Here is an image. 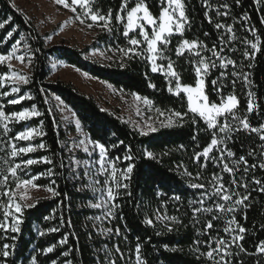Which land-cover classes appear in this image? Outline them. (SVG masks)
Returning <instances> with one entry per match:
<instances>
[{
    "label": "trees",
    "instance_id": "trees-1",
    "mask_svg": "<svg viewBox=\"0 0 264 264\" xmlns=\"http://www.w3.org/2000/svg\"><path fill=\"white\" fill-rule=\"evenodd\" d=\"M122 0H92L91 7L99 9L101 13L107 14L111 9L113 17L119 11ZM153 15H158L159 0H145ZM186 6L188 25L185 26L184 39L189 41L198 39L208 48L213 44L217 50L223 45L220 39L226 41L222 55L236 61V66L229 65L227 69L217 67L210 71L205 78L206 92L211 101L219 103L220 99L213 91L211 81L217 79L221 71L228 75L223 82L226 87L223 89L225 97L228 93H234L239 100L238 108L235 110L239 116H247L249 128H243L231 121L234 131L230 133L231 138L226 144L219 147H227L233 151L234 156H226L223 163L233 167L232 161L244 156L247 164L241 162L235 169V179L244 187L230 185L233 176L222 172V164L217 166L211 160L205 161L200 157L195 159V153L202 152L212 138L211 133L218 129L207 130L205 121L197 117V124H192L189 117H185L183 124H174L171 127H157L155 132L141 134L128 122L115 114L102 109L99 104L90 96L80 92L71 83L62 80H51L50 60L52 58L62 60L65 63L87 72L88 74L108 82L113 87L127 93H135L141 97H147L153 101L155 108L161 110L173 109L175 111H187L186 96L181 92L180 96L167 91L168 79L161 72L153 73L150 62L145 58L135 57L132 59H121V53L114 51L117 46L128 47L127 40L123 37V24L113 20L114 31L109 33L97 30L93 41L83 48L70 45L62 40L58 43L47 45L44 35L39 32L35 23L12 0H0V23L8 21L4 28H0V54H7L12 45L19 41L24 45V50L30 61V72L26 79L27 84H19L20 92L12 93V84L5 82L0 86V93L8 92V96H0V104H3L6 113L22 111L24 108L31 109L34 104L42 114L33 116L27 121L10 122L11 132L5 136L2 125H0V180L3 179L4 169L10 163H20L26 159L40 160L42 157H49L53 164L44 162L28 166L23 171L18 170V175L28 179L32 175H38L48 168L53 169L51 177H40L34 183L41 186H52L58 196L40 197L35 200V206L24 208L22 215L19 213L22 223L20 231L12 233L10 230L5 234L0 229V247L4 243L14 245L9 249L12 253L6 259L7 264H31L35 257L37 264H137L136 245L141 246V257L146 264H213L207 256L201 253L215 248L217 236L228 241L231 251L230 256H225L229 264H264V253L258 251L261 242H264V192L260 191V185L254 183L255 179L261 180L264 185V169L259 164L264 163V0H183ZM224 4L228 8L223 7ZM15 5V7H13ZM211 5V7H209ZM133 6V0L129 2V8ZM217 11L220 15H217ZM227 11L228 15H223ZM208 13L206 16L205 13ZM248 19H243L244 16ZM211 19V23L209 22ZM103 23V22H101ZM222 23L230 25L233 32L226 29H216L215 24ZM254 29L255 31H251ZM12 32V36L7 35ZM205 33L208 35L206 36ZM138 34L130 33L129 35ZM235 35V40L229 37ZM260 37L259 50L251 49L250 43L255 42V37ZM142 39V37H138ZM181 39L179 34L172 37L168 45L172 51L167 55L175 62L177 70L181 73L183 83L194 84V72L189 59H196L195 52H185L184 56L177 57L175 47ZM141 48H146L142 44ZM104 48L111 54V60L106 62L95 61L87 57L89 50ZM199 51V49H197ZM254 53V58L243 55L244 51ZM201 55L211 56L210 52L203 51ZM123 63V67H121ZM251 63V67L248 64ZM249 73L251 85H246L243 80H236L235 88L232 87L231 76L233 71ZM18 71L6 65H0V75ZM149 83L155 84V88L149 87ZM253 93L254 108L247 112L249 97L247 93ZM29 95L31 99L21 100L20 103L11 105L9 99H17L19 96ZM53 95L59 97L75 113L80 121L83 130L92 141L105 145L107 150L106 159L115 162L119 171H123L131 163L133 172L128 179L117 177L119 182L127 184V188H116L111 178L110 171L106 176L109 179V186L118 193L116 199L111 203L118 205L114 217H98L100 210L91 207L95 201L93 190L88 187L89 182L82 175L76 176L73 170V153L68 150L67 130L59 119L53 103ZM47 101V102H46ZM192 114H190L191 116ZM221 123L223 120L221 118ZM27 127L37 128L43 135H36L31 141H14L17 132ZM259 129V131H252ZM197 139L193 140L192 137ZM223 136V133L219 134ZM18 147L38 146L40 143L45 148L33 153L23 154L18 157H10L7 153L11 150V144ZM183 145V147H181ZM152 152L153 157L147 156ZM249 153H253L249 155ZM215 147L210 156H219ZM130 156L131 160L124 159ZM119 157L117 160L116 158ZM63 163V167H61ZM206 164L207 167H201ZM256 167L252 168L251 165ZM248 172L244 173V168ZM191 173V175H187ZM200 173L197 176V173ZM219 174L223 177V183L238 192L240 196L247 195L248 200L243 205L236 206L232 213L221 214V220H214L212 229H206L205 223L217 214L214 208L215 203H226L231 207V202H222L212 197L205 200L203 207H213V213H197L193 217L192 208L201 207L199 203L189 206V200L198 201L202 193H211L213 186L210 183L212 176ZM8 175L6 185H0V193L15 189V178ZM52 181H55L52 184ZM101 182V181H100ZM102 183V182H101ZM192 183L204 184L205 188H191ZM159 193V195H158ZM180 196V200H175ZM239 197H233V200ZM8 197L0 194V205L6 204ZM33 204V203H32ZM176 216L179 223L170 220H157L156 214ZM49 217V219H45ZM235 218L236 223L228 225L225 221ZM151 219L153 224L144 223L145 219ZM0 220H3V207L0 206ZM7 223L9 228L12 223L10 216ZM165 225L172 228L169 231ZM245 229L239 233V228ZM224 227H231L234 231L225 233ZM57 228L58 231H49ZM111 228V233L104 230ZM119 228V234L116 229ZM44 233L41 235V233ZM159 233V234H158ZM240 235L243 238L238 240L241 248L231 243L232 236ZM14 236L15 239H11ZM66 239V243L60 244ZM56 245L53 252L44 254L42 249ZM120 251L117 252L116 249ZM175 249V251H173ZM67 253V256L64 255ZM219 259V256L216 257Z\"/></svg>",
    "mask_w": 264,
    "mask_h": 264
},
{
    "label": "snow or ice",
    "instance_id": "snow-or-ice-1",
    "mask_svg": "<svg viewBox=\"0 0 264 264\" xmlns=\"http://www.w3.org/2000/svg\"><path fill=\"white\" fill-rule=\"evenodd\" d=\"M129 2L130 0H122L119 11L116 12L115 16L113 17L112 10L109 9L107 14L101 13L99 9H93L91 7L92 0H71V4H69L68 0H56L57 4L63 5L65 8L70 7L71 5H80L81 7L87 8L88 10L84 13L85 16H90V19L92 21V24H89L88 27H92L93 24L99 26L102 31H107L109 33L114 31L113 27V20L115 22L123 24V37L127 40L128 47L121 48L117 46L114 51L121 53V59L124 58L132 59L135 57H141L142 59H147L151 63V71L153 73H156L159 71H164L166 78H168V87L167 91L169 93H173L176 96H180L181 92L186 93V107L187 111H175L173 109H167V110H161L160 108L155 109L156 118L153 123L147 124L146 130L144 128H141V134H147V132H155L158 130L156 126H153L156 122H158V127H171L174 124H183L185 122V117H189L190 122L192 124H197V117L203 119L205 123L207 124V130L211 129H218L217 131H213L211 133V140L210 143L203 148L202 152L195 153V159L199 161L200 157H203L205 161L211 160L213 164H216L217 166H220L222 164V172H226L233 176V179L230 181V185H235L237 187H244L245 190H247L248 185L243 184L241 185L237 179H235V169L236 167H239L241 162L244 164H247V161L245 160L244 156H240L238 160H233L232 164L233 167H230L228 163H223L225 159V153L226 156L231 158L234 156L233 151L228 149L227 147L221 148L219 145L226 144V141L231 138L230 133L234 131L232 123L229 122V117L231 118L232 122H235L237 125H242L243 128H249L247 116H239L236 114V109L238 108L239 100L237 99V96L234 93H228L225 97L223 93V89L226 87L223 80L228 75L226 72L221 71L220 75L217 77V79H214L211 81V84L213 86V91L216 93V95L219 97L220 102L216 103L210 100L209 95L206 92V83L205 78L210 74V71L212 69H215L217 67H220L222 69H227L229 65L236 66V61L229 59L227 56L222 55L224 52V47L227 46L226 41L221 38L220 44L223 45V47H220L219 50H217V45L213 44L211 48H208L207 45H205L203 42L198 41V39H193L189 41L188 39L183 38V34L185 31V26L188 25V17L186 15V6L183 0H159V12L158 15H153V13L150 11L148 4L145 2V0H133V6L129 8ZM260 0H257V3H259ZM236 3H240V0H236ZM15 7V5H13ZM211 7V5H209ZM223 7L225 9L228 8L227 4H224ZM72 11L76 12V8L72 7ZM205 15L207 16L208 13L206 12ZM217 15H220V12L217 11ZM223 15H228V12L225 11ZM243 19H248V17L245 15ZM102 21L103 23H99ZM83 22V21H82ZM211 23V19L209 21ZM8 21L5 20L3 23H0V28H4L5 24H7ZM262 23H264V18H262ZM149 26H151L149 30ZM216 29H226L227 32L232 33L233 28L230 25H225L222 23H216L215 24ZM138 29V34L129 35L130 33H136V30ZM251 31H255L252 29ZM12 32H8L7 35L9 37L12 36ZM175 34H179L181 39L177 41L176 47H175V54L177 57L184 56L185 52H195L196 59H189V63L193 66L192 71L194 72V84L189 83H183L181 80V73L177 70L175 62L168 56L166 53L172 51L168 47V45L171 43L172 37ZM207 36L208 34L205 33ZM142 37V39L138 38ZM230 40H235V35L229 37ZM245 43L251 44V49L258 51V45L260 43V37H255V42L251 41H243ZM19 41H17L15 44L12 45V49L10 52H7L6 55L0 54V64L4 63L5 61L11 60L14 56H16L17 47L19 45ZM142 44H146V48H141L140 46ZM199 49V51L197 50ZM207 51L211 53V56H204L201 55V52ZM243 55L248 58H254V53L250 55L249 51L245 50ZM19 60H23L24 57L18 56L16 57ZM167 61L166 64V70L165 65L158 64L157 60ZM123 63H121V67H123ZM251 63L248 64V67H251ZM11 67V65H9ZM240 71H233L231 73V76L235 79L232 80V87L235 88L236 80H243L246 85H251V81L249 80V73H246L243 71V66H240ZM7 79V76H0V86L3 85V81ZM12 93H18L20 92L19 84H27L29 83V79H26L24 75H20L13 79L12 81ZM173 82H174V88H173ZM110 86V85H109ZM111 87V86H110ZM149 87L155 88V84L149 83ZM8 92L0 93V96H8ZM136 96V99L139 100L141 97L138 94H134ZM247 96L249 97L248 103H247V112H252L254 108V101L252 99L253 93L249 91L247 93ZM32 97L25 94L23 96H19L17 99H9L7 101L8 104L15 105L20 103L21 100L24 99H31ZM59 100V97L56 98ZM143 103L147 105L149 108L153 107V101L147 97H143ZM47 102V101H46ZM190 114H192L190 116ZM42 115L36 108V106L33 104L31 109L24 108L22 111H12L10 113H6L4 110L3 104H0V125H2L3 128V134L7 136L9 132H11V128L9 127L10 122H19V121H27L33 116H40ZM160 117H164L163 120L160 119ZM221 118L223 120V123H221ZM152 117H148V120H152ZM77 130L80 129V123L79 121L76 122ZM139 127V125H137ZM264 127V126H262ZM252 131H259V129H252ZM223 133V136H220L219 134ZM34 135H43V132L38 130L37 128L33 127H27L25 130L19 131L16 133L14 137H11L14 141H31L33 139ZM85 139L79 140L78 143L74 142V147H83V151L85 153H88L91 155V152H89V144H92L94 146V149L96 147L99 148V169L98 172L100 173H106L110 171L111 178L113 179L116 188H127V184H123L119 182L117 177H123L124 179H128L130 174L133 172V165L131 163L128 164L127 168L123 170L122 172L119 171L115 165V162L112 160L106 159L107 156V150L105 148V145L100 144L96 141H91L88 139L87 133H83ZM193 140H196L197 137L194 135L192 137ZM261 139H264V136L261 137ZM37 147L40 149H43L46 147L44 143H40L38 146H32L29 144L28 146H22L18 147L15 143L11 144V150L9 153H7L10 157H18L22 156L23 154L27 153H33L37 150ZM183 147V145H181ZM215 147L216 151L220 153V155L217 156H210V152H212L213 148ZM71 151V150H70ZM147 156L153 157L152 152H147ZM253 153H249V155H252ZM117 160L119 157L116 158ZM124 159L131 160L130 156H125ZM47 163V164H53V160L49 157L45 156L40 158V160L37 159H26L22 160L20 163H10L8 160H5V164H9L8 167L4 169V175L3 179L0 180V185H6L8 181V175L11 174L13 178H15V189L21 190L23 189L26 191L29 187L31 188H45V190L49 193H51L52 196H58L59 192L55 190L52 186H41L34 181L38 180L40 177H51L53 173L52 168H48L46 171L39 173L38 175H32L31 178L25 179L21 176H19L18 170L23 171L28 166L36 165L38 163ZM79 163V162H77ZM85 164L88 163L87 160L84 161ZM63 167V163L60 165ZM201 167H207L206 164H202ZM250 167L255 168L256 165L253 164ZM259 167L261 169H264V163L259 164ZM248 172V167L244 168V173L246 174ZM187 175H191V173H187ZM85 175H89L88 172H85ZM200 173H197V176H199ZM254 183L256 185H260V191L264 192V185L261 184V180L255 179L253 177ZM55 181H52V184H54ZM95 183H98L95 182ZM94 184L88 185V187H91L94 192L100 193L101 203H94L91 205L93 208H101L104 207L106 209V216L107 217H114L115 212L118 209V205L111 203L114 201L118 195V193L115 192L114 188L111 186H107L109 183L108 177L105 178L103 182V186L100 188L95 187ZM210 183L213 186V191L209 194L207 192L202 193L198 201L189 200V206L191 207L195 203H199L201 207H194L192 208V214L193 217H196L197 213H213L214 209L213 207H203L205 200H210L212 197L217 198L219 201L222 202H231L232 206L227 207L226 203H215L214 208L217 210V214L212 216L211 220H207L205 223L206 229H212L214 227L213 221L214 220H221L223 216L221 214H227L232 213L235 211L236 206L243 205L246 200H248V196H240V194L236 191H234L231 187L226 186L223 183V177L219 174H214L212 176V179ZM191 188L197 189V188H205L204 184H197L192 183L190 185ZM106 191L107 195L104 196V192ZM4 196L8 197V201L6 204L0 205L3 207V220H0V229H3L5 234L10 230L12 233H17L20 231L19 225L22 223V220L20 216H17L16 213H20L22 215L24 208H31L35 206V201L33 204H21L19 202L15 201V197L17 195L16 192L12 190L3 191L0 193ZM159 195V193H158ZM233 197H239L235 200H233ZM19 199L21 201L25 200V195L23 192L20 194ZM175 200H180V196H175ZM14 208V212L11 211V209ZM12 217V223L9 228V224L7 223L9 217ZM45 219H49V217H45ZM95 219L99 220L100 217H95ZM157 220H170L175 223H179L178 218L176 216H167V215H160L159 210L156 214ZM144 223L146 224H153V221L151 219L146 218ZM226 224L231 225L236 223L235 218L233 217L230 220L225 221ZM165 227L168 228L169 231H172V228L168 225H165ZM239 228V233H244L245 229L243 227ZM49 231L55 232L58 231L57 228H51ZM106 233H111L113 229L108 228L104 230ZM223 231L225 233L231 234L234 229L231 227H224ZM120 229H116V233L119 234ZM44 233L42 232L41 235ZM159 234V233H158ZM243 237L240 235L232 236L231 243L236 244L238 248H241V251H243L241 245H239L238 240L242 239ZM11 239H15L14 236L11 237ZM66 243V239L61 240L60 244ZM215 248H211V244H209V251L206 253H201L202 256H207L210 260H212L213 264H229L228 261L225 260V256H230L231 251L228 247V241H226L224 238L217 236L215 239ZM14 245H10L8 243H4L2 247H0V264H7L6 259L9 257L12 253L9 249L13 248ZM56 245H51L47 248L42 249V252L44 254L53 252ZM117 252L120 251L119 248L116 249ZM136 260L137 264H146V262L142 259L140 251L141 246L139 243L136 245ZM175 251V249H173ZM258 251L261 253H264V242H261V246L258 248ZM65 256H67V253H64ZM219 256V259H216V257ZM31 264H37V260L35 257L32 258ZM51 264H56V261L53 260ZM65 264H71V261H66Z\"/></svg>",
    "mask_w": 264,
    "mask_h": 264
},
{
    "label": "rangeland",
    "instance_id": "rangeland-1",
    "mask_svg": "<svg viewBox=\"0 0 264 264\" xmlns=\"http://www.w3.org/2000/svg\"><path fill=\"white\" fill-rule=\"evenodd\" d=\"M12 1L30 19L33 20L39 32L44 35V39L47 45L58 43L59 41L64 40L70 45L83 48L85 45L93 41L97 34V30L100 28L95 24H93L92 27H88L89 24H92L90 16L84 15V13L88 9L81 7L80 5H71L70 7L65 8L63 5L57 4L56 0ZM68 2L69 4H71V0H68ZM72 7L76 8V12L72 11ZM101 22L102 21H100L99 23ZM150 28L151 26H149V30ZM22 50H24V45L19 44L17 47L16 56H14L11 60L5 61L4 63L0 64L6 65L8 67L9 65H11L10 68L18 69V71H11L9 73L0 75L7 76V79H5L3 83L8 82L12 84L11 81L13 79L20 75H24L26 78L27 74L30 72V61L28 60V55ZM86 55L87 57L99 62H106L108 60H111L112 58L109 51L104 48L91 49ZM18 56H22L24 57V59L19 60L16 58ZM157 63L165 65L166 70L167 61L158 59ZM50 68L51 71L49 78L51 80L59 79L71 83L80 92L92 97L102 109L109 111L120 117L124 121L128 122L140 133L141 128H144L146 130L147 124L153 123V121H155L156 108L154 106L152 108H149L147 105H145L143 103V97L140 96L141 99L137 100L136 96L134 95L135 93H127L120 89H117L108 82L98 79L97 77H94L87 72L74 67L73 65L65 63L62 60L52 58L50 60ZM157 72H161L165 75L164 71L158 70ZM184 94L185 96H187L186 93ZM56 98L57 96L53 95V103L58 113L59 119L63 124V127L73 128L72 130H67L68 150H71L70 152L74 154L72 159L73 170H75L76 176L82 175V178H86V180L89 182V185L94 184L98 181V183H95V187L100 188L101 186H103V182L107 177L106 174L108 173L98 172V169L100 167L99 148L96 147L94 149V146L92 144H89V152H91V155H89L88 153H85L83 151V147H74V142L78 143L79 140L85 139L83 135L85 131L83 130L80 121L76 117L75 113L70 109V107L67 106L61 99L57 100ZM148 117H152L153 119L148 120ZM160 119L163 120L164 117H160ZM77 121H79L80 123L81 130L79 131L76 127ZM137 125H139V127H137ZM153 126L158 127V122H156ZM88 139H90L89 136ZM85 160L88 161L87 164L84 163ZM85 172H88L89 175H85ZM108 186L109 183L104 187ZM13 191L17 193L15 201L21 204H32L37 198L51 196V193L47 192L43 187H29L26 191H24L23 189H14ZM22 192L25 195V200L23 201L19 199V196ZM93 195L95 201L92 204L102 202L99 192L93 191ZM106 195L107 193L105 191L104 196L106 197ZM98 209L100 210L98 217H105L106 209L104 207ZM11 211L14 212V208L11 209ZM17 214L19 213H16V215Z\"/></svg>",
    "mask_w": 264,
    "mask_h": 264
}]
</instances>
